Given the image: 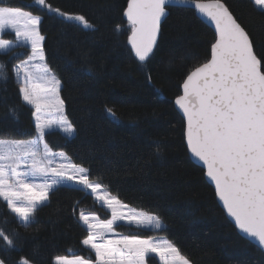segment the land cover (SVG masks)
Segmentation results:
<instances>
[{
  "label": "trees",
  "instance_id": "16d2710c",
  "mask_svg": "<svg viewBox=\"0 0 264 264\" xmlns=\"http://www.w3.org/2000/svg\"><path fill=\"white\" fill-rule=\"evenodd\" d=\"M264 56V13L250 0H221ZM53 7L82 15L92 25L66 21L34 0H0L41 16L45 61L60 81L64 113L73 136L57 131L45 139L53 150L88 169L90 181L132 208L156 214L163 227L145 231L118 227L130 236L162 235L190 264H264V253L240 236L217 203L204 170L194 164L184 138V122L173 101L188 73L210 56L215 33L194 10L170 7L150 59L141 65L128 44L131 25L124 18L128 0H47ZM8 36V35H7ZM25 47L0 53V138L35 134L32 110L19 94L12 66ZM149 76L151 80L149 81ZM112 108L115 119L106 109ZM105 218L83 190L57 186L24 227L0 201V229L15 241H0V259L19 264H55L57 257L79 256L94 264L82 241L87 233L79 214ZM122 228V229H121ZM149 264H158L152 257Z\"/></svg>",
  "mask_w": 264,
  "mask_h": 264
},
{
  "label": "snow or ice",
  "instance_id": "6c2138e0",
  "mask_svg": "<svg viewBox=\"0 0 264 264\" xmlns=\"http://www.w3.org/2000/svg\"><path fill=\"white\" fill-rule=\"evenodd\" d=\"M66 21L92 27L82 15L62 12L47 3L34 0ZM264 13V0H250ZM173 4L194 6L196 12L215 27V42L210 59L190 71L182 83L183 94L175 99L186 121L184 136L191 159L203 165L205 175L215 186V195L227 217L239 233L264 251V56L257 54L249 33L221 0H128L124 16L131 25L128 44L141 65L150 59L157 42L162 18ZM41 16L13 6H0V34L13 32L16 40L0 37V52L14 46H30L26 59L13 66L23 102L35 111V138H0V201L27 227L37 209L48 200L49 192L62 183L81 186L96 195L101 185L88 177V169L70 162L57 163L46 132L54 126L67 136L75 129L63 116L60 81L43 63L45 59L40 33ZM4 66L0 64V74ZM6 79V74H3ZM151 77L149 76V81ZM59 114L58 118L49 115ZM107 113L115 119L112 108ZM66 159L64 153H59ZM111 210V219L94 223L95 216L80 214L88 235L83 245L95 253L94 264H145L155 253L162 264H190L169 241L120 236L104 242L105 233L115 235L119 222L136 227H161L158 217L134 210L118 211L126 205L115 197L96 195ZM0 241L9 248L14 239L0 229ZM100 241V242H98ZM0 264L5 261L0 259ZM19 264H32L21 258ZM56 264H92L76 256L57 257Z\"/></svg>",
  "mask_w": 264,
  "mask_h": 264
},
{
  "label": "rangeland",
  "instance_id": "374dc122",
  "mask_svg": "<svg viewBox=\"0 0 264 264\" xmlns=\"http://www.w3.org/2000/svg\"><path fill=\"white\" fill-rule=\"evenodd\" d=\"M7 35H8V36H7ZM0 37H2V38H4V39H9V40H12V41H15V40H16L15 34H14L13 32H6V33H3V34H0ZM15 47H20V46H14V47L10 48L7 52H9L10 50L14 49ZM25 48L28 50L27 55H26L24 58L18 60L15 64H17V63H19L20 61L26 59L27 56L30 54V51H31L30 46H26ZM0 53H6V52H0ZM43 63L47 66L45 59H44ZM15 64H14V65H15ZM14 65H13V66H14ZM13 66H12V69H13ZM47 68L49 69L48 66H47ZM49 71L51 72L52 75H54V76L56 77V75L54 74L53 71H51L50 69H49ZM12 72H13V71H12ZM13 74H14V73H13ZM14 76H15V75H14ZM15 77H16V76H15ZM56 78H57V77H56ZM16 79H17V77H16ZM19 86H20V85H19ZM19 94H20V93H19ZM20 97H21V96H20ZM60 99H61V98H60ZM21 100H22V98H21ZM22 102H23V100H22ZM23 103H24V102H23ZM24 104H25V103H24ZM25 105H27V104H25ZM27 106H28L29 108H31V110H32V122H33V125H34V128H35V118H34V116H33V112L35 111V109H34L31 105H27ZM49 115L52 116L53 118H58V116H59V114H57V113L54 112V111L51 112V113H49ZM63 116L66 117V116H65V113H64V110H63ZM53 131H57V132H59V133H61V134L66 135L65 133L61 132L59 128H57V127H55V126H54L51 130L47 131L46 134L49 133V132H53ZM35 136H36V132H35V134H34L32 137H29V138H27V139H9V140H22V141H28V140H31V139L35 138ZM66 136H67V135H66ZM72 136H73V134H72ZM67 137H71V136H67ZM3 139H6V138H3ZM45 142L47 143L46 139H45ZM47 144H48V143H47ZM48 146H49V144H48ZM49 148H50V150H51L53 153L57 154L56 156L53 157V160H54L55 162H57V163H60V162L68 163V162H70V163L74 164V163L70 160V158H69V157H68L63 151H60V150H53L50 146H49ZM59 153H64V156H65L66 159H62V158L59 156ZM81 167H82V166H81ZM91 182H92V181H91ZM92 183H94V182H92ZM94 184H97V183H94ZM58 186H71V187H76V188H79V189L82 190L81 186H77V185H74V184H72V183H62L61 185H58ZM56 187H57V186H56ZM54 188H55V187H54ZM83 191H84V190H83ZM84 192H85L86 194H88V195L92 198L93 201H95L96 205L99 206V208L102 210V212L104 213V215L107 214V216H106L105 218H103V217H101L99 214L94 213V212H90V211H83V213H84L85 215L90 216V217L95 216V217H96V220L92 221V222H94V223H97V222L102 223V222H104V221H106V220L111 219V210L105 205V203H104V199L97 200V199H96V195H99V196H101V197H103L105 194H108V195L111 196V197H115V196H114L113 194H111L110 192H108V191H107L104 187H102V186H101L100 189H98L96 195L92 194L90 189L87 190V191H84ZM115 198H116V197H115ZM116 199H117V198H116ZM46 202H47V201H45L44 203H46ZM120 202H121V201H120ZM44 203H43V204H44ZM121 204H122V205H126L127 208L124 209V208H121L119 205H116L118 211H129V210H134V211L137 212V213H144V214L154 215V216L158 217L156 214H153V213H149V212H146V211H143V210H138V209L132 208L131 206H129V205L123 203V202H121ZM81 213H82V212H80V214H81ZM80 214H79V217H80ZM158 218H159V217H158ZM79 220H80V219H79ZM159 220H160V218H159ZM80 222H81V224L83 225V227L85 228L86 233H87V235H88V229H87V226H86L81 220H80ZM160 222H161V227L158 228V229H161V228L164 226V225H163V222H162L161 220H160ZM119 223L121 224L120 227H122V228H124L125 226H131V227H133V228H138V227H136L135 225H127V224H125L123 221H121V222H119ZM122 228H121V229H122ZM138 229H142V230H145V231H148V230H149V231L157 230V228H155L154 225H153V226H148V227H139ZM120 236H130V235H127V234L122 233V231H121L120 229H118V227H116V228H115V235L112 234V233H107V232L105 233V235H104V242H106V241H108V240H110V239H118ZM86 237H87V236H86ZM137 237H138V236H137ZM138 238H140V239H151V240H153V241H161V240H167V241H169L166 237H164V236H162V235H156V234H153V235L151 234V235H148V236H145V237H138ZM98 242H100V241H98ZM86 247H87V246H86ZM87 248L91 250V248H89V247H87ZM91 251H92V250H91ZM92 253H93L94 256H95V253H94L93 251H92ZM149 257L154 258L158 264H162V261L160 260L159 256H157L155 253H151V254H148V255L146 256V258H145V264H149V263H148V258H149ZM66 258L69 259V260H73V259H75V257H73V258L66 257ZM54 263L56 264V259H55Z\"/></svg>",
  "mask_w": 264,
  "mask_h": 264
},
{
  "label": "water",
  "instance_id": "95a60500",
  "mask_svg": "<svg viewBox=\"0 0 264 264\" xmlns=\"http://www.w3.org/2000/svg\"><path fill=\"white\" fill-rule=\"evenodd\" d=\"M128 4V3H127ZM170 7H185V8H190V9H192V10H194V12H195V14H196V16L197 17H199L206 25H208L212 30H213V32L215 33V27H214V25H212L209 21H207L205 18H203V17H201L197 12H196V10H195V8H194V6H190V5H180V4H173V5H169L168 6V8H170ZM127 8V7H126ZM167 16V15H166ZM124 18L127 20V17H125L124 16ZM164 19H165V17L164 18H162V21H161V24H162V22L164 21ZM159 34V33H158ZM130 35H131V33H130ZM129 35V36H130ZM157 39H158V35H157ZM214 42H215V40H214ZM213 42V43H214ZM157 43V42H156ZM156 45V44H155ZM155 45H154V47H155ZM130 47H131V45H130ZM154 47H153V49H154ZM134 54V53H133ZM210 55H211V50H210ZM208 59H210V56H209V58ZM206 62V61H205ZM194 70V69H193ZM192 71V70H191ZM189 74V73H188ZM187 77V76H186ZM186 77H185V79H186ZM184 81V80H183ZM183 83V82H182ZM183 94V89H182V84H181V86H180V94L178 95V96H180V95H182ZM177 96V97H178ZM176 97V98H177ZM175 98V99H176ZM175 99H174V101H173V104H174V107H175V109H176V111L179 113V115L181 116V118L183 119V122H184V132H185V129H186V121L184 120V118H183V113L180 111V109L176 106V104H175ZM184 138H185V136H184ZM185 144H186V147H187V143H186V139H185ZM187 151H188V149H187ZM188 154H189V157H190V159H191V154H190V152L188 151ZM191 161L194 163V164H196L197 166H199V167H201L203 170H204V175H205V169L203 168V165L202 164H199V163H197V162H195V161H193L192 159H191ZM205 179H206V181L212 186V188H213V190H214V192H215V186H214V184H212V182L207 178V176L205 175ZM215 197H216V195H215ZM216 200H217V203H218V205L220 206V208L223 210V206H222V203L218 200V198L216 197ZM223 212H224V210H223ZM224 214H225V216H226V218L232 223V225L234 226V223L230 220V218H228L227 217V215H226V213L224 212ZM235 227V226H234ZM237 230V229H236ZM237 232H238V234L240 235V236H242L244 239H246V240H248L246 237H244L243 236V234H241V233H239V231L237 230ZM249 241V240H248ZM252 244H254L255 245V243L254 242H251ZM262 251V250H261ZM263 253H264V251H262Z\"/></svg>",
  "mask_w": 264,
  "mask_h": 264
}]
</instances>
